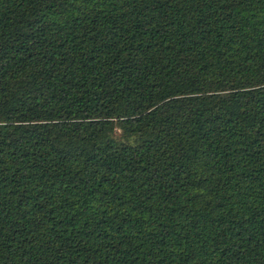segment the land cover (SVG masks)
I'll use <instances>...</instances> for the list:
<instances>
[{
  "label": "trees",
  "instance_id": "1",
  "mask_svg": "<svg viewBox=\"0 0 264 264\" xmlns=\"http://www.w3.org/2000/svg\"><path fill=\"white\" fill-rule=\"evenodd\" d=\"M0 264H264V0H0Z\"/></svg>",
  "mask_w": 264,
  "mask_h": 264
}]
</instances>
